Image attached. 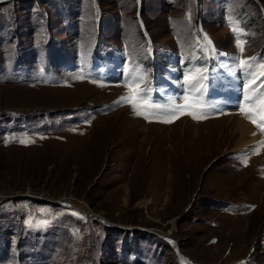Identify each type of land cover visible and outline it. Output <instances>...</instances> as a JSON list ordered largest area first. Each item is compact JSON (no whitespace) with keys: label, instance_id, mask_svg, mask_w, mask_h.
Masks as SVG:
<instances>
[{"label":"rangeland","instance_id":"rangeland-1","mask_svg":"<svg viewBox=\"0 0 264 264\" xmlns=\"http://www.w3.org/2000/svg\"><path fill=\"white\" fill-rule=\"evenodd\" d=\"M260 48L264 0H0V261L264 264L263 156L232 153L260 91L230 115L210 83ZM176 56L206 118L165 111Z\"/></svg>","mask_w":264,"mask_h":264},{"label":"bare ground","instance_id":"bare-ground-1","mask_svg":"<svg viewBox=\"0 0 264 264\" xmlns=\"http://www.w3.org/2000/svg\"><path fill=\"white\" fill-rule=\"evenodd\" d=\"M169 75L171 77L174 76L173 78L177 77L174 69L170 70ZM241 77H249L248 72L245 70L243 73H241ZM177 84L178 83H174L173 81L162 82L160 85V93L163 96H166L169 101L175 104H181L182 97L175 93V89L178 86ZM237 85L238 84L234 82L232 77L227 76H218L212 83L213 88L222 96L224 104L228 106L242 100L246 101V95L251 97L253 95V91L249 90L242 92V96H236V91L238 90ZM235 128L238 132V136L235 143L232 145L233 150H247L249 148L260 149L264 160V143L262 144L259 142V140H257L256 132L251 123L245 120H240L239 122H236Z\"/></svg>","mask_w":264,"mask_h":264},{"label":"snow or ice","instance_id":"snow-or-ice-1","mask_svg":"<svg viewBox=\"0 0 264 264\" xmlns=\"http://www.w3.org/2000/svg\"><path fill=\"white\" fill-rule=\"evenodd\" d=\"M234 32L238 31V29L234 28L233 29ZM209 44L211 43V41H208ZM243 41H238V46L240 48L241 53L243 52ZM254 59V58H252ZM241 66H245L246 64H248L247 61L241 60L240 61ZM259 67L261 69H264V63L260 64ZM261 75H264V72H261ZM189 79H193L192 77H189ZM252 79L253 81L255 80V74H252ZM138 87V85H137ZM258 87L264 88V81H261V83L258 85ZM193 91L196 92L198 91V85H194L193 86ZM122 100H127V102L129 103H133L134 106L139 107L138 105H135V98L133 96H128V97H122ZM183 100L188 101V96H184L182 97ZM246 100H251L252 97L249 95L245 96ZM197 107V105L192 104V105H174V107H172L171 109H166V112H171L178 115H183V114H187L192 116L194 119H203L206 118L205 116L202 115H198L195 111H190L188 110L189 108H195ZM241 111L244 112V114L246 115V117L254 124L256 125L258 128L264 130V123H261V121H264V93L260 94L259 97H257V103L253 106H247V107H242ZM137 115H145L144 112L141 111H137L136 113ZM145 118L147 119L148 117L145 115ZM160 122H164V123H171L172 119L170 118H163L160 120ZM255 134V133H254ZM21 143H24V141H21ZM259 149H256L255 151L258 152ZM246 162V161H245Z\"/></svg>","mask_w":264,"mask_h":264},{"label":"trees","instance_id":"trees-1","mask_svg":"<svg viewBox=\"0 0 264 264\" xmlns=\"http://www.w3.org/2000/svg\"><path fill=\"white\" fill-rule=\"evenodd\" d=\"M253 53H254V51L252 52V54L251 55H253ZM255 53H257L258 55H260V56H262V54H263V50L260 48L257 52H255ZM254 53V54H255ZM74 208L73 210H74V212L73 213H75V211L76 212H79V213H81L82 214V217L84 218V216H83V213H84V211H83V209H78V207H76L75 205H74V202H71V201H68V200H65V201H60V203L58 204V205H55V204H53V203H50L49 204V210H51V211H53V212H57V211H59V213L61 214L60 215V218L62 219V217H64L65 216V213H66V211H68L69 209H71V208ZM54 216H52V218H53ZM70 221H74L77 225H79V218H76V217H74V219L73 218H71V220ZM98 227V228H97ZM112 228H115V227H109V230L110 229H112ZM39 229H37V231H38ZM98 231H99V226L98 225H95V226H93L92 228H91V236H92V240H95V238H94V236L98 233ZM114 237V236H113ZM39 241H40V237L37 235V239H36V243H39ZM96 243V241H94V244ZM23 247H14V248H12V254H15V253H17V252H19V251H21V249H22ZM8 263H11L10 261H4V262H1V264H8Z\"/></svg>","mask_w":264,"mask_h":264}]
</instances>
